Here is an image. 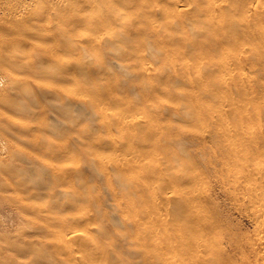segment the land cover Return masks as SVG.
<instances>
[{"label":"rangeland","instance_id":"rangeland-1","mask_svg":"<svg viewBox=\"0 0 264 264\" xmlns=\"http://www.w3.org/2000/svg\"><path fill=\"white\" fill-rule=\"evenodd\" d=\"M5 1L0 264H241L251 257L245 243L255 224L236 209L230 184L253 162L239 155L264 148V13L254 7L264 0H223L215 11L212 0H187L184 15L171 0H108L118 8L104 14L82 10L83 0ZM77 6L75 17L68 11ZM25 10L36 16L20 22ZM19 22L33 32L20 31ZM87 23L91 36L79 39ZM106 27L117 36H106ZM13 48L20 53L12 56ZM115 107L116 117L102 119ZM134 117L141 121L132 124ZM63 229L98 232L93 242L71 240L68 254Z\"/></svg>","mask_w":264,"mask_h":264},{"label":"bare ground","instance_id":"bare-ground-1","mask_svg":"<svg viewBox=\"0 0 264 264\" xmlns=\"http://www.w3.org/2000/svg\"><path fill=\"white\" fill-rule=\"evenodd\" d=\"M1 1H5V0H0ZM69 1V0H68ZM81 0H76V5H78ZM172 3L171 5L174 6V13H178L180 15H184L185 13H188V9L186 8L187 6H190V1H189V4L187 0H171ZM187 1V3L185 2ZM207 1H210V0H207ZM6 2V1H5ZM126 2V0H119V3L121 5H124ZM222 2L223 0H212L210 1V5L211 6V11H215L216 8L222 6ZM2 3V2H1ZM75 3V2H74ZM83 6L84 8H82V10L85 9V11H92V12H97V13H106L105 11L111 7H113L112 10H114V8H118L117 6L113 5V3L109 2L108 0H83ZM40 4V3H39ZM2 5V4H1ZM65 5V4H64ZM74 5V4H73ZM27 6V5H26ZM25 6V7H26ZM29 6V5H28ZM40 6V5H38ZM52 6V5H51ZM23 8V9H29V8ZM60 7V5L58 6ZM254 7H256V10H259L261 12L264 13V5L263 3H260V2H256V4H254ZM3 8V6H2ZM6 8V6H5ZM8 8V7H7ZM11 8V7H10ZM40 9V7H38ZM42 9L39 10V13L38 15L40 14V12H43V9H44V6L42 5L41 6ZM56 8V7H54ZM73 8V7H72ZM80 7H75L74 8V11L75 12H72L71 10L68 11L70 13H76L77 10L79 9ZM213 8V9H212ZM248 10H249V6H247ZM251 8V7H250ZM4 9V8H3ZM14 9V8H13ZM12 9V10H13ZM32 9V8H31ZM63 9V8H62ZM76 9V10H75ZM104 9H106L104 11ZM2 9H0L1 11ZM30 10V9H29ZM37 9H33V11L36 12ZM81 10V11H82ZM6 11V9H5ZM14 11V10H13ZM29 12V11H26L24 13H22L20 15V18L22 21L20 22H24L26 20L25 17H27L26 15H29L28 18H31V15L32 17H35L36 15L35 12ZM85 11H82L81 13L85 12ZM111 11H107V13H109ZM18 13V12H16ZM49 13V12H48ZM62 13V12H61ZM67 13V11H66ZM86 13V12H85ZM37 14V13H36ZM68 14V13H67ZM19 15V14H17ZM16 15V16H17ZM74 15V14H73ZM76 15V14H75ZM74 15V16H75ZM54 16V14H53ZM78 16V14H77ZM108 14L105 16V20L107 22H110L113 20V16H111L110 18L107 17ZM55 17V16H54ZM76 17V16H75ZM80 17H81V14H80ZM11 18V17H10ZM8 18V19H10ZM12 19V18H11ZM18 19V18H17ZM16 21V19H14ZM29 20V19H28ZM56 20V19H55ZM18 22V21H17ZM19 22V25H21L20 27V31L22 30H25L26 32H30L32 31L31 28H29L25 23L23 24H20ZM26 22V21H25ZM58 22V21H57ZM60 24L62 25H67L66 23H63V21L60 20ZM59 24V25H60ZM16 25H18L16 23ZM69 27V25L67 26ZM91 25L89 23H87L85 29L83 31H81L82 33L79 34L80 37L79 39H84V38H87L90 35L91 33V29H90ZM30 30V31H29ZM105 35L106 36H109V37H113L114 34L115 36H117L116 34V31L111 29V28H105ZM23 32V31H22ZM27 32V33H28ZM33 32V31H32ZM31 33V32H30ZM14 47V46H12ZM16 47V46H15ZM17 48V47H16ZM94 49L97 50V46L95 45L94 46ZM101 49V48H100ZM110 49V48H109ZM14 50V48H13ZM10 51V54L12 53V56H14L16 52H19L20 50L17 49L14 50V52ZM94 51V50H93ZM108 51V50H107ZM100 52V51H99ZM140 52V51H139ZM142 52V51H141ZM144 52V51H143ZM20 53V52H19ZM16 55H18L16 53ZM2 58V57H0ZM9 61V60H7ZM66 62H69V59L66 60ZM6 63V62H5ZM147 62H144L143 65H142V68L145 70V71H149V66L150 65H146ZM1 64V63H0ZM152 66V65H151ZM3 73L8 76L10 74V71H7V70H2ZM11 75V74H10ZM9 75V76H10ZM13 77V76H12ZM17 81V80H16ZM13 82V81H12ZM11 82V83H12ZM14 84V82H13ZM10 86V83L9 85ZM109 109V108H108ZM107 110V109H106ZM110 113L108 115H103L102 116V119L106 120L107 122L110 121L109 119L112 117H116V115H118V111L119 109L117 107L113 108V109H109ZM108 111V112H109ZM106 112V111H105ZM102 113V110L100 112V115ZM107 113V112H106ZM140 117V116H139ZM144 119V118H142ZM141 120L138 118V117H134L132 119V124H138ZM121 126V128H124L125 125H127V120H123V119H120L119 121V124ZM229 135L232 136V133H228ZM255 132L254 131H251L250 134L247 136V137H250V135H254ZM262 140L264 142V136H262ZM233 143V140L231 139V141ZM234 147V145H233ZM234 151L236 154L239 155V150L238 148L235 146L234 148ZM114 156H119V151L117 150L116 147H114L112 149V152H111ZM250 155H252L251 158ZM240 159L241 160H246L245 162H248V159H252L253 162L250 164V163H245V164H242L241 167H240V170H238L236 172V176H235V179L233 180V182H231V186H233V192H235V196L237 197L239 203L236 204V209H238V211L240 212H245L247 214V216L249 218H251L253 221H254V224H255V228H254V231H253V234L251 235V237L248 238L247 242L245 243V245L248 247V250H249V253L251 254V257H248V258H244L242 260V263L241 264H264V148H254V149H246V152H242L241 155H239ZM134 160H135V157H132ZM124 159H127V158H124ZM71 160L74 162V160L71 158L70 161H68L69 163H71ZM130 160V159H128ZM132 160H130L131 162ZM129 162V161H128ZM165 178H169L171 176V174L169 172H165ZM194 195L196 196H199V197H204V192L202 190H197L195 192H193ZM155 195V194H154ZM196 208V207H195ZM193 208V209H195ZM195 213H197L198 216H203L204 213L200 210H195ZM87 215V214H85ZM84 215V216H85ZM82 218V217H81ZM88 218V217H86ZM164 218V217H163ZM162 218V220H163ZM166 218V217H165ZM167 220V219H166ZM166 220H163V221H166ZM89 221V220H88ZM87 221V222H88ZM89 225V224H88ZM68 230V229H66ZM80 230V232H82L81 229H78ZM87 230V229H86ZM86 230H83V231H86ZM93 230L92 229V232H83V233H77V232H73L72 230L71 231H64L63 229V233H61V236H62V240L65 241V243H69V245H65L64 248L65 250L67 251V253L69 254L71 252V250L73 249V246L72 244L74 243V241H76V239L78 238H82V240H85V241H88V242H93L94 239H95V236H97V232L96 230H94L95 232V235L93 233ZM77 231V230H75ZM61 232V231H60ZM75 233V234H74ZM60 236V234H58ZM76 238V239H75ZM61 239V237H60ZM73 240V243H70V241ZM80 240V239H79ZM200 240H191V245L192 246H199L200 244ZM62 242V241H61ZM71 244V245H70ZM60 245V244H58ZM75 246V244H74ZM62 247V245L60 246ZM63 249V248H62ZM74 251V250H73ZM72 253V252H71ZM74 253V252H73ZM72 253V254H73ZM167 255L169 257H174L171 253H167ZM198 256L200 255H195V256H192L191 257V261H196ZM78 257L81 258V256L79 255Z\"/></svg>","mask_w":264,"mask_h":264}]
</instances>
